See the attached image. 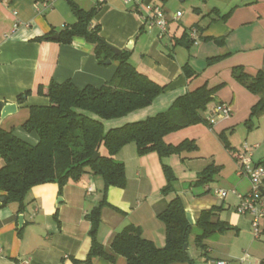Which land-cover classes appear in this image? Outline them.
Here are the masks:
<instances>
[{"label":"crops","instance_id":"obj_1","mask_svg":"<svg viewBox=\"0 0 264 264\" xmlns=\"http://www.w3.org/2000/svg\"><path fill=\"white\" fill-rule=\"evenodd\" d=\"M71 1L85 10L96 9L92 24L100 26L106 42L129 51L130 61L140 72L168 85L150 106L106 122L107 129L165 112L177 98L204 83L210 87L228 85V89L224 86L215 94L214 102L231 103L234 117L237 113L243 118L248 116L258 102L260 97L236 80L233 70L240 66L251 75L264 70V0H192L190 4L188 0H144L163 6L170 17L163 37L156 27L146 28L141 16L123 0ZM44 3L45 0H0V102L18 105L17 112L6 117L0 126L13 129L16 136L30 144H37L39 136L26 131L22 124L29 117V106L49 104L47 91L52 82L71 81L79 88L100 87L113 78L119 64L113 59L100 63L95 45L85 38L77 37L71 43L52 38L57 33L60 37V32L77 19L70 0H49L47 7ZM178 11L182 15L175 19ZM193 28L198 30L199 39L189 44L193 41L190 37ZM45 35L51 38L39 39ZM222 55L227 56L206 69V76L188 80L183 69L186 64L197 71L196 67L204 63L207 66L209 58ZM19 96L25 100L19 102ZM242 103L244 111L239 109ZM215 124L217 129L228 125L221 121ZM196 126L170 133L165 141L179 144L185 139H195L192 132ZM256 138L252 144L253 157L254 149L260 151L264 146V132ZM115 158L125 164L127 184L124 188L111 186L107 190L108 203L102 208L99 242L106 252L113 253L111 244L115 236L126 226L134 225L141 229L143 237L164 247L166 228L158 215L168 207L174 194L161 192L167 184L163 164L174 166V155L164 159L156 152L140 156L136 144L129 143ZM2 165L0 155V168ZM206 166L198 168V176ZM237 176L240 190H227L225 198L207 192L211 189L209 185L175 188L196 222L202 211L219 207L216 218L233 227L212 235L206 242L205 254L194 243V236L190 250L200 264L219 260L227 264H260L264 260V216L257 236L252 217L235 210L239 204L237 194L246 193L251 187L247 177L238 172ZM103 187V178L91 172L63 187L56 182L39 184L29 191L23 210L17 202L4 203L5 196L0 190V264H88L85 260L92 244L88 215L99 204ZM92 264L129 263L124 256L116 255L113 261L98 257Z\"/></svg>","mask_w":264,"mask_h":264},{"label":"trees","instance_id":"obj_2","mask_svg":"<svg viewBox=\"0 0 264 264\" xmlns=\"http://www.w3.org/2000/svg\"><path fill=\"white\" fill-rule=\"evenodd\" d=\"M70 5L77 20L60 32L58 40L71 43L77 37L85 38L95 45V54L100 63L113 59L119 64L113 78L100 87L88 85L79 88L71 81L52 82L47 91L49 104L29 106V117L22 124L26 131L38 134L37 144H30L16 136L13 129L5 130L0 126V155L3 160L0 190L5 196L4 203L17 202L20 210H23L26 197L34 186L56 182L63 187L69 181H78L91 172L103 178L104 187L99 204L88 215L92 244L86 263L92 264L98 257L113 261L116 255H121L129 264H194V259L184 249L185 244L190 248L194 226L200 229L194 243L204 249L212 235L233 227L216 218L219 207L202 211L196 225H191L182 200L176 194L175 176L170 166L163 164L167 184L161 192L174 196L168 207L158 215L166 228L164 247H158L152 240L143 237L139 227L128 225L113 239V253L106 252L98 240L102 208L108 203L106 195L109 187L124 188L127 184L125 164L116 160V154L129 143L136 144L140 156L156 152L161 159L196 151L198 144L195 139L172 144L167 143L165 137L198 124L212 126L201 112L214 100L224 84L210 87L204 83L177 98L165 112L107 129L106 122L150 106L168 85L160 84L140 72L130 61L129 51H122L119 55L114 53L101 36L100 26L92 24L96 9L85 10L71 0ZM50 38L45 35L39 39ZM183 38H187V33ZM189 44H193V41L190 40ZM226 56L211 57L208 63L221 61ZM183 69L188 80L200 75L189 64ZM233 76L250 92L260 95L251 114L263 113L264 70L251 75L238 66L234 68ZM24 100L23 96L18 97L19 102ZM96 153L99 156L93 160ZM260 163L264 164V160ZM219 171V167L209 165L200 173L196 185H207ZM260 264H264V260Z\"/></svg>","mask_w":264,"mask_h":264},{"label":"rangeland","instance_id":"obj_3","mask_svg":"<svg viewBox=\"0 0 264 264\" xmlns=\"http://www.w3.org/2000/svg\"><path fill=\"white\" fill-rule=\"evenodd\" d=\"M190 2H192V0L187 1L189 4ZM219 62L220 61L209 64L207 61V66L206 63L202 65L203 67L198 65L199 67H196L197 72H199L202 76H206V69L208 70L210 66H213ZM223 87L219 88V90H221ZM226 87L228 89V85ZM257 96L260 97V95ZM215 99L216 98H214V100ZM214 100H212L207 105L205 110H202V116L209 120L211 116L215 115V123L216 121H221L223 123H227L228 125L225 127V129H217V125L215 123L213 126H207L208 128L204 124V126H198V124L193 129L192 133L195 135L194 138L198 144V149L194 152L188 153L191 155L184 154L183 157L174 154V166L168 165L172 168L175 176V188L183 189L188 185L199 187L196 185L199 177L198 172H200V169L198 168L204 164H207L205 168L211 164H214L220 168V171L214 175L213 181L207 184L211 188L210 190H207V192H211L212 194L219 196L220 190H240L237 186V182L240 180V178L237 176V150L245 143L252 146V144H254V140L258 139L256 137H258L261 132H264V112L261 114L252 115L250 110L249 115L244 118L240 113H237V115L234 117V109H232L233 107H231V103H227L232 112V116L230 118H224V116L214 114V106L217 104H215ZM239 109L244 111L243 103L239 105ZM259 149H254L255 156L253 157V161L255 163L264 159V146L260 151ZM235 210L238 212L236 208ZM199 232L200 229L195 226L193 233L190 236V242L192 245H194V236ZM198 248L201 250L202 254L206 253L204 248ZM194 264H200V259H194ZM202 264L204 263L202 262Z\"/></svg>","mask_w":264,"mask_h":264},{"label":"built area","instance_id":"obj_4","mask_svg":"<svg viewBox=\"0 0 264 264\" xmlns=\"http://www.w3.org/2000/svg\"><path fill=\"white\" fill-rule=\"evenodd\" d=\"M104 1V0H100ZM123 2L132 7V10L138 13L144 25L148 29L156 27L159 30V36L163 37L169 26L170 17L163 6L157 4L146 3L144 0H123ZM44 5H49V0H45ZM182 15L178 11L175 19H179ZM190 37L193 43H197L199 39L198 30L193 28L190 30ZM214 114L230 118L232 112L226 103H218L214 106ZM210 124L215 123V115L208 120ZM238 175L247 177L250 180L251 187L246 193H238L239 204L236 207L237 211L243 215H250L252 217V224L257 236L260 235V220L264 216V164L253 161V146L245 143L237 152ZM235 193V190H233ZM227 190H220L219 195L225 198L228 195ZM245 261V258H242ZM21 264H26L22 262ZM212 264H227L226 261H213Z\"/></svg>","mask_w":264,"mask_h":264},{"label":"water","instance_id":"obj_5","mask_svg":"<svg viewBox=\"0 0 264 264\" xmlns=\"http://www.w3.org/2000/svg\"><path fill=\"white\" fill-rule=\"evenodd\" d=\"M52 38L58 39L59 38V34L57 33V34L53 35ZM110 46H111L112 50L114 51V53L116 55H119V54L122 53V50L120 48L115 47L113 45H110ZM128 48L131 49L132 48L131 45H128ZM110 62H111V59H108L106 61V63H110ZM17 110H18L17 103H3V102H0V124L2 123V121L6 117H8L9 115L15 114L17 112ZM98 156H99V153H96L94 155V157H93V160H96L98 158ZM186 216H187V220L189 221V223L191 225H193V226L196 225V221H195L194 216H193V214L191 212L187 211L186 212ZM20 220L21 221L23 220L22 216L20 217ZM184 249L187 251V253L190 256V258L194 259L193 254H192L188 244L184 245Z\"/></svg>","mask_w":264,"mask_h":264}]
</instances>
